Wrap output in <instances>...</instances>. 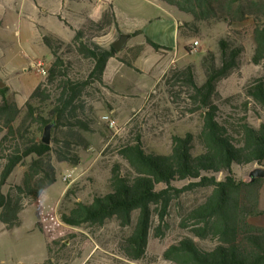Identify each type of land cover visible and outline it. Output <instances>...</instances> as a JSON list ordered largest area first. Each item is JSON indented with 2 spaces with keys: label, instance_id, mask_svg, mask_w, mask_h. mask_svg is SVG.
Segmentation results:
<instances>
[{
  "label": "trees",
  "instance_id": "16d2710c",
  "mask_svg": "<svg viewBox=\"0 0 264 264\" xmlns=\"http://www.w3.org/2000/svg\"><path fill=\"white\" fill-rule=\"evenodd\" d=\"M159 1L193 17L194 23L179 26L180 39L191 38L198 29L197 23L215 17L214 0ZM232 19L227 13V18L218 21L230 25ZM112 25L117 26V22L114 6L110 5L100 21L86 18L82 27L74 31L69 44L60 37H44L53 61L24 108L0 78V125L5 133L0 141V187H4L14 170L25 165L30 157H34L35 166L51 184L56 183V177L48 164L50 154L60 164L78 166L81 163L79 151L89 147L84 134L93 132L91 118L95 104L101 99L97 85H105L108 64L119 55L113 45L106 48L97 40L106 35ZM252 38V63L260 66L264 63V24L256 25ZM147 44L157 52L164 49L149 38ZM219 50V56L210 51L203 57L200 64L203 80L195 64L171 67L152 91L146 107L128 124L125 139L119 141V154L128 170L124 172L116 165L109 191L95 195L92 203H76L68 214H62L66 225L102 227L107 221L117 219L122 228L132 229L121 246L123 257L131 262H142L148 253L154 208L161 207L159 217L163 222L173 192L211 189L204 202L187 214L182 227H191L194 238L213 240L216 247L205 251L193 237H186L170 246L163 258L172 264H264V228L250 222L251 218L262 215L259 205L264 180L247 184L237 179L234 172L236 166L259 164L264 167V124L243 126L242 141L238 143L219 121L222 100L219 85L241 67L244 48L229 36L219 41ZM186 51L192 53L190 48ZM125 63L132 67L131 63ZM88 66L92 67L88 76L80 79L77 71ZM245 90L249 98L264 106V77L254 80ZM184 96L190 104L187 109L193 114L201 112L204 118L198 135L201 152L195 154L196 136L192 133L175 135L169 155L147 151L142 130H139L140 114L169 111L182 103ZM20 119L22 122L17 126ZM50 125H53L52 141L48 145L39 135L45 134ZM31 127L35 130L31 131ZM221 174L225 175L222 180L219 179ZM177 182H188V185L177 189L174 187ZM162 185L165 188L159 189ZM16 189L35 201L40 195L30 173H25L22 184ZM0 208L3 209L0 222L8 229L20 225L24 208L19 202L0 194ZM48 250L51 255L50 244ZM46 263L52 264L51 258Z\"/></svg>",
  "mask_w": 264,
  "mask_h": 264
},
{
  "label": "rangeland",
  "instance_id": "374dc122",
  "mask_svg": "<svg viewBox=\"0 0 264 264\" xmlns=\"http://www.w3.org/2000/svg\"><path fill=\"white\" fill-rule=\"evenodd\" d=\"M124 9V14L141 25L147 19L156 18L157 24L148 27L150 32L157 30L166 41L173 46V56L177 63L173 66L185 68L195 64L201 80L203 74L201 61L208 52L219 56V41L230 36L233 42L243 46L241 67L232 76L222 81L219 91L222 100L219 103V121L225 126L236 142L242 141L243 126L259 127L264 124V106L256 103L246 94V87L254 80L264 77V63L256 66L252 63L253 38L256 25L264 24V0H214L215 17L207 22L197 23L198 29L191 38L181 39L177 44L172 30L177 21L182 24H192L191 16L180 13L158 0L140 2L138 0H117ZM116 0H0V78L13 93L17 103L24 108L34 90L44 77L33 68L35 62H44L46 68L53 61V55L44 43V37H60L65 44H69L74 30L85 23L86 17L100 21L105 10ZM227 13L234 19L229 25L219 22V18H227ZM84 15V16H83ZM117 26L112 25L101 36L98 42L109 48L120 34ZM112 33V34H111ZM111 34V37L109 36ZM198 41L199 52L186 51ZM179 49V54L176 55ZM123 52V51H122ZM120 52V54H123ZM155 51L146 47L142 66L145 75H137L129 68H125L129 81H139L141 91L137 98L127 99V106L114 108L107 100L111 95L104 86L97 85L100 90V102L95 104V111L91 118L93 132L84 134L89 147L80 149L81 163L78 166L60 164L55 156H48V164L56 177V183H49L42 172L35 166L34 157L27 159L25 165L18 166L4 187H0V194L13 197L19 202L24 211L20 215V225L8 229L0 222V264H47L51 258L52 264H172L163 258L164 252L172 245L178 244L186 237H193L191 227L186 229L182 223L187 214L196 206L203 203L211 194V189H197L182 194H172V201L164 221H160L161 207H155L153 228L150 235L148 253L145 261L131 262L123 257L121 246L131 233V228H122L117 219H111L100 226L89 224L82 227L66 225L61 215L69 213L76 203L89 204L95 195L106 194L110 189L112 171L116 165L126 172L128 167L121 159L119 141L126 137L128 124L134 115L139 114L148 104L154 80L151 77V67L157 59ZM148 60L143 66V62ZM92 67L88 66L77 71L80 79H85ZM151 92V93H150ZM187 97L182 103L161 114L143 112L139 116V130H142L145 149L160 155H169L173 148L175 135L185 136L192 133L196 136L195 154H199L201 146L198 135L203 129L204 118L201 112L191 113ZM114 111L119 131L111 130L102 118ZM164 115V116H163ZM22 119L17 123L20 125ZM31 131L35 127L30 128ZM132 130V129H131ZM129 130V132L131 131ZM138 130V132H139ZM137 130L134 131L133 137ZM4 128L0 125V141L4 136ZM44 134L39 135L43 139ZM259 164L236 166L235 176L240 180H248L250 173ZM71 171L73 179L63 180L64 172ZM25 173L32 176L35 188L39 192L38 200L24 197L16 189L23 182ZM225 175L221 174L222 180ZM264 180V179H263ZM188 182L174 183V187L182 189ZM165 188L164 185L159 189ZM259 210L262 215L250 219L251 224L264 228V182L261 184ZM3 209L0 208V215ZM137 215L135 216L136 221ZM194 238V237H193ZM205 251L213 250L217 243L213 240L194 238ZM48 244L52 249L49 254ZM51 256V257H50Z\"/></svg>",
  "mask_w": 264,
  "mask_h": 264
},
{
  "label": "crops",
  "instance_id": "0c3cea01",
  "mask_svg": "<svg viewBox=\"0 0 264 264\" xmlns=\"http://www.w3.org/2000/svg\"><path fill=\"white\" fill-rule=\"evenodd\" d=\"M132 1H136V0H132ZM138 1L146 2V4H149L148 2L152 3V1L154 0H138ZM111 5L114 6V10H115L116 22H117L116 31H120L119 37L122 34L131 35V38L128 40L127 45L123 49L122 52L123 54L119 53V55L116 58H112L110 60L105 74V84L107 86V89L110 91L109 93L111 94L107 96V100L113 104L114 108H116V107L127 106V103L125 101L129 99V97L137 98L138 92L141 91V88L138 85L139 81L137 80L135 83H133V81H129L127 77V73L125 72L124 69L129 68L132 71H134L137 75H141V76L146 74L144 69L141 68L142 66L141 63L143 61V56L146 47H151L147 44L148 38L164 48L161 52H157L151 47L157 55L155 64L151 67V71H150L151 77L155 82L152 87V91L157 86V84L163 79V77L168 73L171 67L177 63V60L173 56L174 48L170 43L171 39H169V41H166V37L164 39L157 30H154L152 32L148 30V27L150 28L151 26L158 23V21H155L158 19L149 18L147 19V23L141 25L137 20H133L132 18H129L127 15L124 14V9L120 6L118 2L116 4H111ZM181 24L182 23L180 21H177L176 27H174L172 30V35L175 36L177 44H179L181 40L179 38V26ZM71 29L74 31L76 30L75 28H71ZM111 34L109 35L110 37ZM177 54H179V49L177 50L176 55ZM124 61L131 63L132 67H129ZM147 62L148 60H145L143 62V66H145Z\"/></svg>",
  "mask_w": 264,
  "mask_h": 264
},
{
  "label": "built area",
  "instance_id": "2783aa9c",
  "mask_svg": "<svg viewBox=\"0 0 264 264\" xmlns=\"http://www.w3.org/2000/svg\"><path fill=\"white\" fill-rule=\"evenodd\" d=\"M199 47H200V43L196 41L191 47V52L192 53L199 52ZM33 68L36 71H38L40 74H42L43 76H47L48 71H49L48 68H46V65L44 64V62H41V61L35 62L33 64ZM114 114H115L114 111H110L109 114L105 115L102 118V121L107 125L109 129L119 131L118 123H117V120L114 118ZM72 179H73V173L69 170L65 171L63 180L65 182H70Z\"/></svg>",
  "mask_w": 264,
  "mask_h": 264
},
{
  "label": "water",
  "instance_id": "95a60500",
  "mask_svg": "<svg viewBox=\"0 0 264 264\" xmlns=\"http://www.w3.org/2000/svg\"><path fill=\"white\" fill-rule=\"evenodd\" d=\"M131 38V35L130 34H122L118 40L116 42L113 43V48L118 52H122L123 49L125 48V46L127 45L128 43V40ZM52 128H53V125H50L46 128L45 130V134H44V137H43V142L45 144H48L50 145L51 144V141H52ZM258 179H264V169L263 168H257V169H254L249 177H248V180H246L245 182L247 184H250V183H254L256 180Z\"/></svg>",
  "mask_w": 264,
  "mask_h": 264
}]
</instances>
